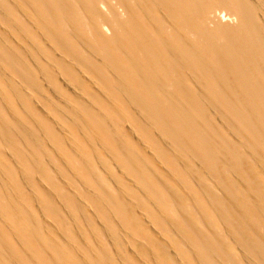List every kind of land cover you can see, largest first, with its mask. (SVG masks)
<instances>
[{"label":"bare ground","instance_id":"6f19581e","mask_svg":"<svg viewBox=\"0 0 264 264\" xmlns=\"http://www.w3.org/2000/svg\"><path fill=\"white\" fill-rule=\"evenodd\" d=\"M0 264H264V0H0Z\"/></svg>","mask_w":264,"mask_h":264}]
</instances>
